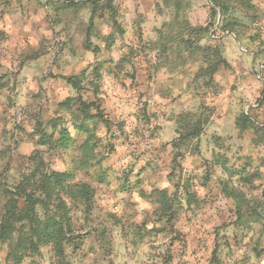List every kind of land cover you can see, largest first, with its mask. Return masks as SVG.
Returning <instances> with one entry per match:
<instances>
[{"label":"clouds","instance_id":"9594fccd","mask_svg":"<svg viewBox=\"0 0 264 264\" xmlns=\"http://www.w3.org/2000/svg\"><path fill=\"white\" fill-rule=\"evenodd\" d=\"M20 186L0 264H264V0H0Z\"/></svg>","mask_w":264,"mask_h":264},{"label":"trees","instance_id":"16d2710c","mask_svg":"<svg viewBox=\"0 0 264 264\" xmlns=\"http://www.w3.org/2000/svg\"><path fill=\"white\" fill-rule=\"evenodd\" d=\"M245 119H247V118H245ZM55 179L57 182H59L60 180L63 179V177L57 175L55 177ZM50 183H51V181L48 180L47 178H45V186H47ZM18 189H19L18 191H16L14 194H12L13 197H11V199L7 202V204L5 206V208L7 209V212L4 216L3 223L0 226V232H6V231L12 229L14 223L22 219V218H19L20 215L24 214V216H23V219H24L26 217H29L31 214V206H32L31 197L30 196L28 197L27 205L23 209H21L18 206L17 196L23 194L24 188L22 186V187H19ZM46 190H47V187H46ZM39 231L41 233H43L44 229L40 228ZM23 243H24V241L21 240V245H23Z\"/></svg>","mask_w":264,"mask_h":264},{"label":"rangeland","instance_id":"374dc122","mask_svg":"<svg viewBox=\"0 0 264 264\" xmlns=\"http://www.w3.org/2000/svg\"><path fill=\"white\" fill-rule=\"evenodd\" d=\"M75 5H67L66 7H74ZM211 25H209V27H210ZM253 39H255V37L253 38ZM199 75V74H198ZM133 79H134V77H132ZM69 99H71V98H69ZM64 103H67V101H65ZM87 108H88V105H85L84 106V110L85 111H87ZM53 123V125L55 124V121H53L52 122ZM186 127H189L190 128V131L188 132V134L189 135H191L193 132H195V126H191V125H186ZM51 140V138L50 137H42V143H48L49 141ZM61 140L63 141V143L65 144V145H67L68 143H69V141H70V137H68V135H67V133L66 132H63L62 133V136H61ZM53 146H55V142L53 141ZM34 159V158H33ZM41 165H42V161H41ZM38 170V169H37ZM34 175H35V173H34ZM27 179L28 178H26V181H27ZM207 179V178H206ZM248 179H250V178H248ZM20 187H22V186H20ZM226 187L227 186H225V189H226ZM19 188V187H18ZM17 188V190L16 191H18L19 189ZM12 194H14L13 192H8L6 189L3 191V192H0V203H2L3 204V206L2 207H0V213H2L3 214V216H5V214H6V212H7V209L5 208V206H6V204H7V202L11 199V197H13V195ZM161 195H163V194H161ZM260 195V197H264V193H260L259 194ZM31 197V196H30ZM31 199H32V197H31ZM190 200H195V197L194 196H192V197H190ZM6 201V202H5ZM32 203H33V201H31ZM30 202V203H31ZM27 205V202L24 204V206H23V208L25 207ZM18 206L20 207V204H19V201H18ZM21 208V207H20ZM22 208V209H23ZM249 211H255V209H250ZM239 215V214H238ZM23 216H24V214L23 215H20L19 216V218H22L23 219ZM68 223H69V225L71 224V221H70V219H69V221H68ZM2 224H0V226H1Z\"/></svg>","mask_w":264,"mask_h":264}]
</instances>
